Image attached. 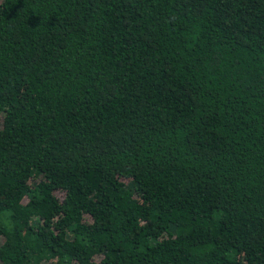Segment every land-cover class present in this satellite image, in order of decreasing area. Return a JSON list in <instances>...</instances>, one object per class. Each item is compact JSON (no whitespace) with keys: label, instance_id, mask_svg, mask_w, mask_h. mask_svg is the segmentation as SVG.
<instances>
[{"label":"trees","instance_id":"obj_1","mask_svg":"<svg viewBox=\"0 0 264 264\" xmlns=\"http://www.w3.org/2000/svg\"><path fill=\"white\" fill-rule=\"evenodd\" d=\"M0 264H264V0H0Z\"/></svg>","mask_w":264,"mask_h":264}]
</instances>
